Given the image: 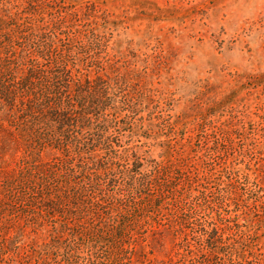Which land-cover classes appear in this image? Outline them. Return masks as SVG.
<instances>
[{
	"label": "trees",
	"instance_id": "obj_1",
	"mask_svg": "<svg viewBox=\"0 0 264 264\" xmlns=\"http://www.w3.org/2000/svg\"><path fill=\"white\" fill-rule=\"evenodd\" d=\"M113 26L94 2L0 0V264H264V152L236 149L262 122L227 96L153 157L148 68Z\"/></svg>",
	"mask_w": 264,
	"mask_h": 264
},
{
	"label": "rangeland",
	"instance_id": "obj_2",
	"mask_svg": "<svg viewBox=\"0 0 264 264\" xmlns=\"http://www.w3.org/2000/svg\"><path fill=\"white\" fill-rule=\"evenodd\" d=\"M83 1L96 3L116 22L111 45L125 50L139 70L148 68L147 89L156 101L141 113L147 122L163 128L180 121L181 131L213 101L229 96L264 127V0ZM261 133L264 138V132L255 135L260 145H251L248 132L251 138L237 143V150L253 151L239 158L240 167H257ZM149 134L145 149L159 158L174 133L158 126ZM256 234L264 240V215Z\"/></svg>",
	"mask_w": 264,
	"mask_h": 264
}]
</instances>
